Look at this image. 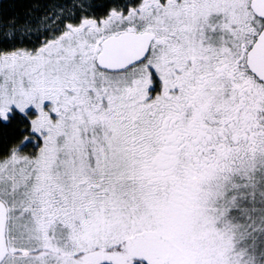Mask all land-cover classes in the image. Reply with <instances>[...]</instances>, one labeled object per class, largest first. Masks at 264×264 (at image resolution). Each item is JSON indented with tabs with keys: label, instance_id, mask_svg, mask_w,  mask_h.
Here are the masks:
<instances>
[{
	"label": "snow or ice",
	"instance_id": "snow-or-ice-1",
	"mask_svg": "<svg viewBox=\"0 0 264 264\" xmlns=\"http://www.w3.org/2000/svg\"><path fill=\"white\" fill-rule=\"evenodd\" d=\"M0 264H264V0H0Z\"/></svg>",
	"mask_w": 264,
	"mask_h": 264
}]
</instances>
